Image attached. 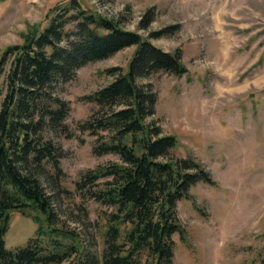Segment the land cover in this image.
I'll return each instance as SVG.
<instances>
[{"label": "rangeland", "instance_id": "374dc122", "mask_svg": "<svg viewBox=\"0 0 264 264\" xmlns=\"http://www.w3.org/2000/svg\"><path fill=\"white\" fill-rule=\"evenodd\" d=\"M69 1L0 0V55L21 44L29 27H46L48 11ZM78 2L165 52L181 51L186 74L159 72L141 81L156 94L155 113L148 121L175 136L174 154L192 156L215 185L200 183L191 189V201L177 204L185 240L173 236V264H264V0ZM168 27L170 32L151 36ZM134 51L131 46L86 64L52 89L69 104L64 124L72 137L61 130L50 133L63 155L62 174L41 182L52 196L57 227L74 229L86 252L102 251L110 209L83 198L76 182L118 157L95 155L96 137L76 126L96 110L84 97L112 81L106 70H126ZM4 227L7 249L24 247L37 231L33 217L18 211L0 220V230Z\"/></svg>", "mask_w": 264, "mask_h": 264}, {"label": "trees", "instance_id": "16d2710c", "mask_svg": "<svg viewBox=\"0 0 264 264\" xmlns=\"http://www.w3.org/2000/svg\"><path fill=\"white\" fill-rule=\"evenodd\" d=\"M46 18V27H29L21 44L0 55V220L18 211L37 224L35 237L15 249L5 247V227L0 230V264H173V236L185 240L177 204L191 201L198 184L215 185L192 156L174 154L175 136L148 121L156 94L141 81L159 72L186 74L181 51L165 52L117 21L81 8L78 0L51 8ZM131 46L135 51L126 70H106L112 81L84 97L96 110L76 126L96 137L95 155L118 157L76 182L83 198L110 209L102 251L86 252L74 229L57 227L52 196L41 182L62 174L63 155L50 133L61 130L72 137L64 124L69 104L52 89L71 80L78 68Z\"/></svg>", "mask_w": 264, "mask_h": 264}]
</instances>
